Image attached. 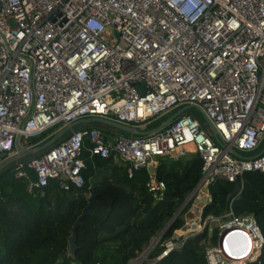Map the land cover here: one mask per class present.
<instances>
[{"label":"built area","instance_id":"2783aa9c","mask_svg":"<svg viewBox=\"0 0 264 264\" xmlns=\"http://www.w3.org/2000/svg\"><path fill=\"white\" fill-rule=\"evenodd\" d=\"M186 105L205 112L216 137L187 112L147 136L73 129L41 157L20 162L16 178L28 180L31 192L52 180L64 191L80 189L87 150L90 160L114 158L130 179L146 169L147 189L161 199L158 160L196 155L202 176L184 209L190 205L197 220L164 242L151 264L215 223L208 264L259 263L264 233L253 215L231 207L203 219V212L217 182H239L240 195L246 174L264 173V154H257L264 144V0H0V155L16 154L18 137L27 143L80 120L140 130Z\"/></svg>","mask_w":264,"mask_h":264},{"label":"trees","instance_id":"16d2710c","mask_svg":"<svg viewBox=\"0 0 264 264\" xmlns=\"http://www.w3.org/2000/svg\"><path fill=\"white\" fill-rule=\"evenodd\" d=\"M53 129L59 132L63 128ZM53 129L31 139L27 146L44 145L56 134ZM89 147L86 142V149ZM47 151L21 162L39 158ZM84 155L85 185L80 189L64 191L52 180L44 189L35 188L31 192L28 180L16 178L17 165L0 173V264H130L162 232L202 176L203 163L197 156L177 161L161 158L156 179L165 183L166 192L156 199L147 189L150 177L146 169L130 179L126 167L114 158L90 160L87 150ZM25 170L35 182V172ZM210 193L213 201L205 207L203 219L211 215L219 217L232 207L237 216L253 215L264 233V173L246 174L240 195L235 192V184L226 181L211 186ZM91 195L112 204L97 207L83 220L75 255L65 257L72 228ZM184 224L181 218L173 223L149 255L150 260L157 259L163 242L171 239ZM207 238L205 231L188 239L183 247L156 264H208L204 244ZM254 264H264V256Z\"/></svg>","mask_w":264,"mask_h":264},{"label":"water","instance_id":"95a60500","mask_svg":"<svg viewBox=\"0 0 264 264\" xmlns=\"http://www.w3.org/2000/svg\"><path fill=\"white\" fill-rule=\"evenodd\" d=\"M139 91L143 90L141 88H139ZM191 108H197L198 110H200V112H202V114L204 115L205 121L207 123V125L210 128V131L212 133V135L214 137L217 136L216 131L214 129V126L212 124V122L210 121V119L207 117V115L205 114V112L199 108L198 106L195 105H189L188 107H185L183 109H181L179 112H177L176 114H174L173 116H171L168 120H166L161 126L148 131V132H141L140 130L131 128L129 126H125L122 124H118L109 120H105L102 118H92V119H86V120H80L78 122L73 123L72 125L63 128L62 130H60L59 132H57L48 142H46L44 145L41 146H37V147H30L27 148L25 146H23V144L21 143L20 138L18 137L15 141V150H16V154L7 157L1 164H0V173L5 170L6 168H8L9 166L13 165L16 162H19L27 157H30L31 155H37L40 154L44 151H47L48 149L52 148L53 146L57 145L61 140H63V138L69 134L73 129L79 127V126H85L91 123H102L108 126H111L113 128H116L122 132L131 134L133 136H147V135H151L155 132H158L160 130L165 129L166 127H168L170 124L173 123V121L175 119H177L179 116H181L182 114L186 113L189 109ZM231 153L236 156V157H242L237 151L232 150ZM264 154V149L263 151L259 154V156ZM239 182L235 183V192H238L239 190ZM107 204H112V201L107 200V201H99L96 195H91L89 197V203L88 205L83 209L81 216L78 218V220L76 221V223L74 224L72 231H71V236L69 237V250L68 252L65 254V257L71 256L74 257L75 252L77 250V240H78V229L79 227L82 226L83 220L91 215L92 211H94L97 207H105ZM184 209V206L178 211L176 212V214L173 216V218L169 221V223L165 226V228L162 230V232L153 240V242L149 245V247L147 248L146 252L144 253L146 256L145 260H147L149 258V254L151 253V251L159 244V242L161 241V239L163 238V236L166 234V232L170 229V227L173 225V223L178 219L181 218L182 220H184L183 215L181 214L182 211ZM157 263V262H156ZM154 263V264H156Z\"/></svg>","mask_w":264,"mask_h":264},{"label":"rangeland","instance_id":"374dc122","mask_svg":"<svg viewBox=\"0 0 264 264\" xmlns=\"http://www.w3.org/2000/svg\"><path fill=\"white\" fill-rule=\"evenodd\" d=\"M10 25H11V27L12 28H16V23L13 21V20H11L10 21ZM189 105H186V106H184V107H182L181 109H183V108H185V107H188ZM181 109H178L177 111H173V112H171V113H169V114H166V115H164V116H162V117H160V118H157L156 120H154V121H152L150 124H148V125H146L145 127H140V131L141 132H148V131H151V130H153V129H155V128H157V127H159V126H161L166 120H168L171 116H173L174 114H176L177 112H179ZM187 113L189 114V115H192V117H194L195 119H197L199 122H200V124L202 125V127L209 133V134H211V131H210V128H209V126L207 125V123H206V121H205V118H204V115L202 114V112H200V110H198L197 108H191V109H189L188 111H187ZM86 127H94V128H98V129H100L101 131H103L104 133H105V135H107V136H109L108 138H113V137H117V136H124V137H138V136H133V135H131V134H128V133H125V132H122V131H120V130H118V129H116V128H113V127H111V126H108V125H105V124H102V123H91V124H88V125H85ZM76 129V128H75ZM53 130H55V129H53ZM58 131L57 130H55V132H54V134L55 133H57ZM67 135H69V134H67ZM66 135V136H67ZM22 144H23V146H26L27 144H28V142H27V144L25 143V142H21ZM263 149H264V144H263V146H262V148L257 152V154H260L262 151H263ZM192 156H194V157H196V155H191L190 157H192ZM7 158V155L6 154H1L0 155V163H2L5 159ZM117 162V161H116ZM119 163V162H118ZM19 164V162H16V163H14L12 166H16V165H18ZM120 164V163H119ZM159 164V163H158ZM190 196V195H189ZM188 196V197H189ZM185 203H186V201H185ZM184 203V204H185ZM184 204L183 205H181L180 207H179V209L177 210V212L184 206ZM189 209H190V207H188V209L186 210V208L182 211V215H183V217H184V220H185V222H186V224L187 223H191L192 221H195V220H197V217H198V213H196V212H190L189 211ZM194 223V222H193ZM186 224H184V226L180 229V230H183L184 229V227H186ZM218 225L215 223V224H212V228H210V229H208V238H207V240L204 242V244L205 245H207V244H209L210 242H213V237L216 235V230H217V227ZM154 240V239H153ZM163 244H164V242H163ZM163 244L161 245V248H162V246H163ZM158 246V245H157ZM156 246V247H157ZM155 247V248H156ZM148 248V247H147ZM147 248L139 255V257L137 258V259H135V260H133L130 264H139V262H138V260H140L141 259V257L144 255V253L146 252V250H147ZM155 248L152 250V251H154L155 250ZM151 251V252H152ZM151 254V253H150ZM149 254V255H150ZM154 262V260H150L149 258L147 259V260H144V262L142 263V264H151V263H153Z\"/></svg>","mask_w":264,"mask_h":264},{"label":"bare ground","instance_id":"6f19581e","mask_svg":"<svg viewBox=\"0 0 264 264\" xmlns=\"http://www.w3.org/2000/svg\"><path fill=\"white\" fill-rule=\"evenodd\" d=\"M189 150H191L192 151V146H188L187 147ZM161 242V241H160ZM146 255L144 254L142 257H141V259L140 260H138V262H139V264H142L143 262H144V260H145V257Z\"/></svg>","mask_w":264,"mask_h":264},{"label":"crops","instance_id":"0c3cea01","mask_svg":"<svg viewBox=\"0 0 264 264\" xmlns=\"http://www.w3.org/2000/svg\"><path fill=\"white\" fill-rule=\"evenodd\" d=\"M26 144H27V143H26ZM25 147L30 148V147H28L27 145H26ZM19 162H21V161H19ZM0 164H1V163H0Z\"/></svg>","mask_w":264,"mask_h":264}]
</instances>
